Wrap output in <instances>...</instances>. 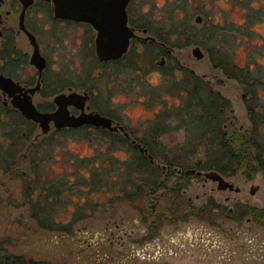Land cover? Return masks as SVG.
I'll return each instance as SVG.
<instances>
[{
	"label": "rangeland",
	"instance_id": "obj_1",
	"mask_svg": "<svg viewBox=\"0 0 264 264\" xmlns=\"http://www.w3.org/2000/svg\"><path fill=\"white\" fill-rule=\"evenodd\" d=\"M6 1L0 12L5 14L12 9L10 22H15L18 28L21 3ZM134 1L139 23L161 39L160 33L168 37L164 38L165 49L150 43L143 46L133 43L127 56L105 67L92 51L90 83L97 86L101 95L92 101L96 106L121 120L132 137L142 143L147 134L159 129L155 128L157 119L165 130L160 137L161 146L164 150L175 148L186 137L185 127L178 125L172 115L181 102L177 90L184 77L183 69H187L202 76L213 91L230 100L233 112L229 125L242 132L251 129L254 123L250 105L264 116V0ZM35 6L30 13L43 24L46 28L43 36L48 35L50 45H54L51 50L57 58L53 65L56 78L60 84L67 83L70 64L65 58V41L53 38L58 32L52 28L50 17L44 16L43 8L37 12L40 5ZM199 15L203 17L201 22L196 20ZM27 41L24 34L20 35V42L28 48ZM206 44L215 49L211 51ZM196 46L204 51L202 59L193 54ZM228 60L231 71L238 66L251 72L249 87L217 66ZM101 71L108 76L100 75ZM252 86L256 87L255 94ZM54 96L44 94L37 100L47 104ZM14 114L4 110L0 100V145L22 139L13 165L9 169L0 166V240L6 242L11 253L51 264H264L262 171L252 178L244 173L226 174L240 191L219 189L216 181L174 165L163 166L166 163L156 158L163 170L162 180L167 182L166 189L145 190L146 199L137 196L130 201L116 196L117 192L109 188L90 192L81 184L65 192L63 200L67 203L60 201L56 209L50 208L57 213L54 217L57 221L71 220L77 212L87 215L73 224L71 232L41 227L25 197L26 178L33 182L62 179L71 182L78 179L76 168L88 176L89 169L99 165L117 166L113 174L116 182L120 169L134 160L135 152L130 142L120 141L124 136L121 131L109 133L93 128L56 131L52 126L50 132L41 134L38 125L23 122L18 125ZM257 119L264 133V123L258 116ZM32 147L37 150L33 163L29 160ZM1 152L0 147V155ZM196 161L190 164V169L198 171ZM135 166L136 180L151 179V167ZM177 180L186 187L179 185L172 191ZM254 185L259 188L252 193ZM39 193L38 189L34 195Z\"/></svg>",
	"mask_w": 264,
	"mask_h": 264
},
{
	"label": "trees",
	"instance_id": "obj_2",
	"mask_svg": "<svg viewBox=\"0 0 264 264\" xmlns=\"http://www.w3.org/2000/svg\"><path fill=\"white\" fill-rule=\"evenodd\" d=\"M160 35L163 36L162 39L168 38L164 33H160ZM187 37L189 38V36ZM207 47L211 51L215 49L209 45ZM217 66L224 68L225 73L230 77L238 78L245 86H250L249 79L252 75L250 71L238 66L231 71L233 68H229V60L219 62ZM183 71L184 77L180 81L181 84L178 85L179 90H177V94L181 95V102L176 114H173L172 117H176L178 125L185 127V140L177 144L175 148L164 150L161 146L160 137L164 135L165 130L159 126L161 122L156 119L154 120L157 124L155 128L159 127V129L147 134V138L143 141L148 147L149 154L155 160L157 158L166 163L163 166L170 164L184 168L187 171L190 169V164L197 160L196 163L201 170H217L224 175L244 173L252 178L258 171L264 172V133H262L257 119L258 116L260 121L264 123V116L259 115L254 105H250V118L254 123L251 129L242 132L235 125H229L228 120L233 112L230 100L220 92L213 91L202 76L191 70L183 69ZM250 89L255 94L256 87L252 86ZM15 121L18 125L27 123L19 116L15 117ZM100 131L115 133L106 129H100ZM25 140L27 141V139ZM19 141L21 142L22 139L17 138L9 145L5 143H3L4 146L0 145L2 148L0 155L2 163H0V166L9 169L13 165L11 164L12 160L18 157L16 152ZM120 141L123 143L129 142L125 136L120 137ZM132 151L135 152L134 160L128 161L126 167L120 169V178L116 182H114L113 174L117 171V166L108 168L95 166L94 164V170L89 169L88 176L82 175L80 168H76L78 172L76 181L68 182L67 179H62L59 182L52 180H36L33 182L31 179L26 178L25 197L31 205L33 217L37 219L39 225L43 228L71 232L73 224L87 213L79 214L77 212L71 220L57 221L54 219L57 213L51 211V208L56 209L60 201L67 203L65 199L63 200L65 192L73 191L79 188L81 184L87 186L90 192H96L105 187L109 188L111 191L117 192L116 196L130 201H133L137 196L146 199L147 195L144 196L145 190L152 189L155 192V190L158 191L161 188L166 189L167 182L165 183L162 180L163 170L160 167L161 165L152 162L146 154L134 145ZM36 153L37 150H33L32 147L29 159L32 163L35 161ZM198 156H200L199 159ZM136 164L151 167L152 176L150 180H136L138 175L135 170ZM179 183L178 180L175 182L173 188H171L172 191H176L179 185L183 189L186 187ZM38 189L40 193L35 196L34 194ZM86 197L89 198L88 195ZM0 264L51 263L28 259L23 255L11 253L6 247V242L0 240Z\"/></svg>",
	"mask_w": 264,
	"mask_h": 264
},
{
	"label": "flooded vegetation",
	"instance_id": "obj_3",
	"mask_svg": "<svg viewBox=\"0 0 264 264\" xmlns=\"http://www.w3.org/2000/svg\"><path fill=\"white\" fill-rule=\"evenodd\" d=\"M6 2V0H0V8ZM134 2V0H130L126 10L128 15L127 24L130 28H132L136 35L130 39L129 49L127 53H125L121 58L110 59L107 61H101L98 58L102 67H105L108 64L116 63L123 57L127 56L132 49L133 43L138 46H143L146 43H150L163 50L165 49L166 42L164 39L159 38V35L152 33L148 26L140 24L137 20L136 6ZM35 5L41 6H37V12L42 11L43 8L42 12L44 13V16L50 17V19H48L49 21H52V28L58 32V34L53 36V38H58L63 41V43L65 41L64 47L67 51L65 53V58L67 59V63L70 64V71H66V75L70 78V81L67 83L60 84L56 78L57 72L53 68V65L57 63V58L53 57L51 50V47L54 45H50V37L48 35L45 37L43 36V32H45L46 28L42 23L34 19V16L30 13L31 8ZM21 6L22 12V3ZM21 12L19 14L18 28H16L14 25L15 22H10L12 9H7L5 14L0 12V76H2V78L7 82L5 84V88H0V100L2 101V108L15 113L14 116L16 115L22 117L27 123L33 124V126L38 125V127L41 128L38 122L26 117L19 104L27 99L31 100L34 106L42 112H54L59 108L55 101V97L57 95L62 93H74L77 95V98L84 97L85 101L81 106L76 105L75 103L69 104L67 106V110L71 115L78 116L83 112H98L102 115L112 118L114 124H123L121 120H117L113 116L105 113L101 107L96 106L92 102L96 97L101 98L97 86L90 83V56L92 51L96 52V37L98 35V30L95 28V26L86 20L57 17L54 13L52 1L34 0V2L26 9L25 12V30L20 24ZM40 15L41 14L37 13L38 17ZM27 31L33 35V42L37 43L40 57L43 56L45 59V66L42 69H40L33 61L35 57L34 55L36 54V45H34L32 42V39L28 35ZM138 32H142L145 35H140ZM22 34H24L29 41V46L27 45L28 48L25 47L26 44H22L20 42V35ZM103 73L108 76V74L103 71L100 72V75ZM114 75L115 74L112 73L110 76L113 77ZM46 87L49 88V92L47 93L45 92ZM43 93L45 96H50L52 94H55V96L52 100H47L48 103L46 104V102L44 103L43 101L37 100L38 96L42 97L44 95ZM123 125L129 132L130 136L125 135L123 131L121 132L127 139L130 140L129 142L132 145L135 146V140L138 143H141L146 149L148 148L146 144H143L138 139L133 138L128 127L125 124ZM52 126L55 127L56 131L84 128H93L95 130L106 129L115 133L120 131H112L108 128L98 127L91 124H86L79 127L67 126L63 128H57L53 121L51 122V129ZM38 136H40V134H38L37 137ZM177 171L182 172L180 168H178Z\"/></svg>",
	"mask_w": 264,
	"mask_h": 264
},
{
	"label": "water",
	"instance_id": "obj_4",
	"mask_svg": "<svg viewBox=\"0 0 264 264\" xmlns=\"http://www.w3.org/2000/svg\"><path fill=\"white\" fill-rule=\"evenodd\" d=\"M23 8L20 16V24L26 30L24 24V17L26 9L34 2V0H20ZM52 1L54 13L57 17L73 18L78 20H86L91 22L98 30L96 37V52L101 61L121 58L127 53L130 46V39L136 34L127 24L128 15L126 7L130 0H48ZM197 21L203 20L202 16L196 18ZM32 39L33 35L27 31ZM155 39L154 37H152ZM36 45V54L34 55V63L42 69L45 66L44 57H40V52ZM193 54L198 58L204 57V51L200 46L193 49ZM163 63V62H162ZM7 82L0 76V88H5ZM55 101L59 108L54 112H42L38 110L31 100H25L19 104L20 108L26 117L35 120L41 126L42 133H48L51 129V122L53 121L57 128L63 127H79L86 124L95 125L98 127H105L112 131H123L127 136L129 132L125 129L123 124L113 123V119L102 115L98 112H83L78 116L71 115L67 106L75 103L76 105H83L84 97L77 98L74 93H62L55 97ZM135 147L139 148L146 154L152 162H156L154 157L149 154L148 150L137 141L134 140ZM187 172L198 173L208 179L216 181L219 189H230L240 191V187L236 186L234 182L228 180L222 173L217 170H196L190 169ZM259 188L254 185L251 192L255 193Z\"/></svg>",
	"mask_w": 264,
	"mask_h": 264
}]
</instances>
